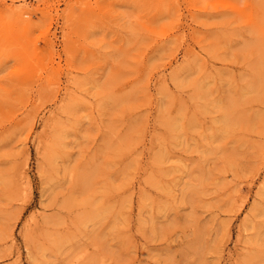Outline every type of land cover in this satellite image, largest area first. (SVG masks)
<instances>
[{
    "label": "rangeland",
    "instance_id": "1",
    "mask_svg": "<svg viewBox=\"0 0 264 264\" xmlns=\"http://www.w3.org/2000/svg\"><path fill=\"white\" fill-rule=\"evenodd\" d=\"M0 264H264V0H0Z\"/></svg>",
    "mask_w": 264,
    "mask_h": 264
},
{
    "label": "bare ground",
    "instance_id": "2",
    "mask_svg": "<svg viewBox=\"0 0 264 264\" xmlns=\"http://www.w3.org/2000/svg\"><path fill=\"white\" fill-rule=\"evenodd\" d=\"M14 2V1H13ZM15 3V2H14ZM14 3H12V4H10V5H8V9L11 11V12H13V13H15V14H17V15H19L20 17H19V19L21 20V23L23 22V23H28V19L30 18H28L27 20H25V18L23 17V15H25V13H29V10H28V8H26V7H24L23 5H20V6H17V5H15ZM14 17V16H13ZM258 19V18H257ZM29 21H30V19H29ZM22 23V24H23ZM24 24V30H25V25ZM16 25V24H15ZM18 25H19V23H18ZM28 25V24H27ZM255 25V24H254ZM31 26V25H30ZM254 27V26H253ZM14 28V27H13ZM14 30V29H13ZM23 30V29H22ZM50 43V42H49ZM51 44V43H50ZM52 52V51H51Z\"/></svg>",
    "mask_w": 264,
    "mask_h": 264
}]
</instances>
